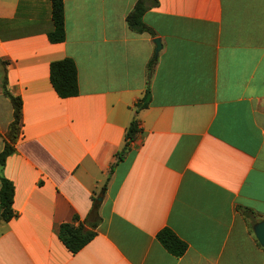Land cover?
Segmentation results:
<instances>
[{"label": "crops", "instance_id": "obj_1", "mask_svg": "<svg viewBox=\"0 0 264 264\" xmlns=\"http://www.w3.org/2000/svg\"><path fill=\"white\" fill-rule=\"evenodd\" d=\"M135 2L64 0L65 40L51 43L50 0H0V151L3 86L22 102L0 264H264L241 213L264 220V0H157L142 17L153 35L127 26ZM65 57L78 94L61 98L49 64ZM133 117L140 131L117 160ZM63 222L96 233L72 253ZM164 227L183 255L157 240Z\"/></svg>", "mask_w": 264, "mask_h": 264}, {"label": "trees", "instance_id": "obj_2", "mask_svg": "<svg viewBox=\"0 0 264 264\" xmlns=\"http://www.w3.org/2000/svg\"><path fill=\"white\" fill-rule=\"evenodd\" d=\"M63 3L64 0H50L53 28L48 32L47 38L51 43L65 40ZM156 4L157 0H136L133 8L127 13L125 18L129 29L137 33L148 32L153 35L154 32L143 22L142 17L148 6ZM0 62L2 65L6 64L4 60L0 59ZM154 62L155 59L152 57L148 62V67H152ZM49 80L54 91L61 98L78 94L77 68L71 58L65 57L51 61L49 64ZM3 94L10 102L11 120L5 133L3 148L0 151V221H8L16 215V212L12 208L14 186L3 175L2 169L7 156L15 151L14 143L21 130L22 102L21 98L11 94L5 88V85L3 86ZM149 94L150 90L147 86L143 97L135 104L136 111L148 105ZM139 131V120L133 117L125 129L124 143L116 154L117 160L122 158L123 153L128 149L130 142L136 138ZM241 213L245 218L250 220L251 224L261 220L252 209L242 208ZM95 227L96 222L90 223L89 228H86L81 223L75 225L73 222H63L58 226L57 236L69 251L75 253L93 238L96 233L94 231ZM156 238L173 256L179 257L187 249V244L168 227L160 229L156 234Z\"/></svg>", "mask_w": 264, "mask_h": 264}, {"label": "water", "instance_id": "obj_3", "mask_svg": "<svg viewBox=\"0 0 264 264\" xmlns=\"http://www.w3.org/2000/svg\"><path fill=\"white\" fill-rule=\"evenodd\" d=\"M153 43L155 44V54L158 52V50L161 47V43H160V38L159 37H154L153 38ZM102 200V190L101 192L95 197L94 203H93V207L96 209L100 202ZM252 230H253V234L256 238V240L258 241V243L264 247V220H259L257 222H255L252 225Z\"/></svg>", "mask_w": 264, "mask_h": 264}]
</instances>
